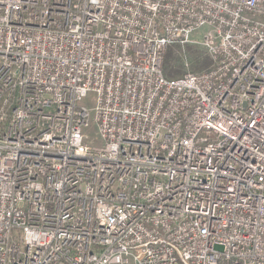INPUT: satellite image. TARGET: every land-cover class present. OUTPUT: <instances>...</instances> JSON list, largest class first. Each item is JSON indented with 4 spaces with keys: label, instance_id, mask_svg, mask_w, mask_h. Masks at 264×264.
<instances>
[{
    "label": "built area",
    "instance_id": "obj_1",
    "mask_svg": "<svg viewBox=\"0 0 264 264\" xmlns=\"http://www.w3.org/2000/svg\"><path fill=\"white\" fill-rule=\"evenodd\" d=\"M0 264H264V0H0Z\"/></svg>",
    "mask_w": 264,
    "mask_h": 264
},
{
    "label": "rangeland",
    "instance_id": "obj_2",
    "mask_svg": "<svg viewBox=\"0 0 264 264\" xmlns=\"http://www.w3.org/2000/svg\"><path fill=\"white\" fill-rule=\"evenodd\" d=\"M171 46L174 48L173 58L170 62L165 63V71L170 77L181 76L187 70L200 71L201 69L195 67H199L201 64H205V68L212 65V57L203 45L201 34L198 32L189 41L177 42Z\"/></svg>",
    "mask_w": 264,
    "mask_h": 264
},
{
    "label": "trees",
    "instance_id": "obj_3",
    "mask_svg": "<svg viewBox=\"0 0 264 264\" xmlns=\"http://www.w3.org/2000/svg\"><path fill=\"white\" fill-rule=\"evenodd\" d=\"M168 48H169V49H168L167 54H166V56H165V63L170 62V61L172 60V58H173L174 48H172V46H169ZM210 62H211V60H210ZM192 63H193V62H192ZM195 68L203 70V68H205V64H201V65H199V67H195ZM195 68H194V69H195ZM205 69H206V68H205ZM165 73H166V71H165ZM166 74H167V73H166ZM167 75H168V74H167Z\"/></svg>",
    "mask_w": 264,
    "mask_h": 264
}]
</instances>
